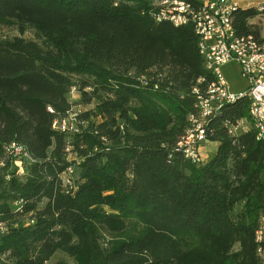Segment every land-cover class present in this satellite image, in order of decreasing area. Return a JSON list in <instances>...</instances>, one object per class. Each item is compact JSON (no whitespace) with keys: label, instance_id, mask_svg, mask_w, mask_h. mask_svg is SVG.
<instances>
[{"label":"trees","instance_id":"16d2710c","mask_svg":"<svg viewBox=\"0 0 264 264\" xmlns=\"http://www.w3.org/2000/svg\"><path fill=\"white\" fill-rule=\"evenodd\" d=\"M164 1L0 0V26L36 39L0 40V264L58 252L73 264H261L264 144L250 102L207 121L208 162L187 160L193 89L213 77L194 25L158 21ZM259 14L238 9L237 34L264 41ZM73 89L95 106L64 133L53 125L74 112ZM241 121L249 129L231 134ZM12 143L29 155L24 175L9 170Z\"/></svg>","mask_w":264,"mask_h":264},{"label":"built area","instance_id":"2783aa9c","mask_svg":"<svg viewBox=\"0 0 264 264\" xmlns=\"http://www.w3.org/2000/svg\"><path fill=\"white\" fill-rule=\"evenodd\" d=\"M160 6L158 21H170L175 26L194 25L205 67L213 77L204 91L198 86L193 89L197 98V112L190 116L191 127L178 143V148L187 160L197 164L205 163L201 148L206 142L207 121L241 98H248L257 139L264 144V41L259 42L253 36L237 34L233 23L234 13L239 9L237 5L229 0H175L164 1ZM257 10L259 17H264V5ZM229 65L240 69L247 85L244 91L236 93L230 89L224 73V68ZM202 82L203 80H199V83ZM77 115L78 112L74 111L68 119L55 121L54 129L64 133L79 132L75 119ZM248 129L247 123L245 125L241 121L232 127L230 133L236 135ZM7 154L16 166L23 165L29 159L26 149L17 143H12L7 148ZM67 174L71 176L73 169L70 168ZM256 243L257 254L261 264H264V212L256 231Z\"/></svg>","mask_w":264,"mask_h":264},{"label":"rangeland","instance_id":"374dc122","mask_svg":"<svg viewBox=\"0 0 264 264\" xmlns=\"http://www.w3.org/2000/svg\"><path fill=\"white\" fill-rule=\"evenodd\" d=\"M253 22L255 24H260L262 37L264 39V17H262V16L258 17ZM16 29H15V27H6V26L1 27L0 26V40L12 39L15 37H22V38H25L27 40H36L34 33L32 31H28L24 35H21L19 33V31ZM224 73H225L227 82H228L232 92L238 93V92L244 91V89L246 88L247 85H246L245 79H244L243 75L241 74V71L238 67H236L234 65L226 66L224 68ZM69 100L72 104V111L78 112V114H79V112L82 114V113L87 112L88 110H92L95 106L94 103L85 104L81 99V94L79 93V91H77L75 89H73L71 91V93L69 94ZM67 123H68V121H67ZM244 124L246 125V122H244ZM248 127H249V125H248ZM72 128H75V126ZM213 151H214V145L213 144H208V142H205L203 144V146L201 148V154H202V158L204 159V161H208L211 158V154L213 153ZM15 168H17V170L20 171L19 172L20 175H24L25 170H23V169L20 170L21 168H23V165L20 166V164H19L18 166L15 165V167H11V169H9L10 172H14ZM61 261H66L70 264H73V260L71 258H69L66 254L61 253V252L56 253L45 264H58Z\"/></svg>","mask_w":264,"mask_h":264},{"label":"crops","instance_id":"0c3cea01","mask_svg":"<svg viewBox=\"0 0 264 264\" xmlns=\"http://www.w3.org/2000/svg\"><path fill=\"white\" fill-rule=\"evenodd\" d=\"M229 1L232 2L233 4H236L237 7L242 10H247L251 8L257 9L264 5V0H229ZM208 144H212V143H208ZM213 145H214V151L211 154V158L215 155V152L217 150L216 144ZM208 161H205V163Z\"/></svg>","mask_w":264,"mask_h":264}]
</instances>
